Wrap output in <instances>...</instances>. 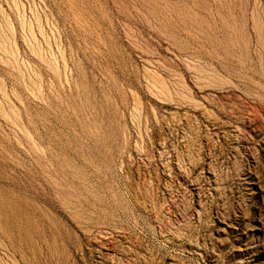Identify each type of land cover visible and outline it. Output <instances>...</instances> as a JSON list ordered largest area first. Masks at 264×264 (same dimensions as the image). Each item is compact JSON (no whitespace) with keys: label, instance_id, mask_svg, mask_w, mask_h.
Masks as SVG:
<instances>
[{"label":"rangeland","instance_id":"1","mask_svg":"<svg viewBox=\"0 0 264 264\" xmlns=\"http://www.w3.org/2000/svg\"><path fill=\"white\" fill-rule=\"evenodd\" d=\"M0 264H264V0H0Z\"/></svg>","mask_w":264,"mask_h":264}]
</instances>
